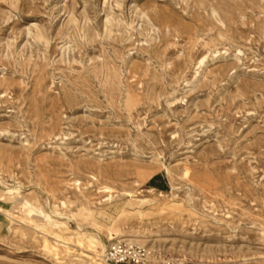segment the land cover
Segmentation results:
<instances>
[{"label": "rangeland", "instance_id": "obj_1", "mask_svg": "<svg viewBox=\"0 0 264 264\" xmlns=\"http://www.w3.org/2000/svg\"><path fill=\"white\" fill-rule=\"evenodd\" d=\"M110 241L264 264V0H0V264Z\"/></svg>", "mask_w": 264, "mask_h": 264}, {"label": "built area", "instance_id": "obj_2", "mask_svg": "<svg viewBox=\"0 0 264 264\" xmlns=\"http://www.w3.org/2000/svg\"><path fill=\"white\" fill-rule=\"evenodd\" d=\"M147 258L143 248L125 241H110L103 254L106 264H144Z\"/></svg>", "mask_w": 264, "mask_h": 264}, {"label": "bare ground", "instance_id": "obj_3", "mask_svg": "<svg viewBox=\"0 0 264 264\" xmlns=\"http://www.w3.org/2000/svg\"><path fill=\"white\" fill-rule=\"evenodd\" d=\"M38 34H39V33L36 34V37L38 36V37L40 38L41 36H40V34H39V35H38ZM38 37H37V38H38ZM58 238H60V237H58ZM115 238H116V237H114V236L112 237L113 240H114ZM61 243H62V242H61ZM65 243L67 244V242H65ZM101 246H102V245H101ZM94 254H95V253H94ZM103 254H104V253H103ZM101 256H102V255H101Z\"/></svg>", "mask_w": 264, "mask_h": 264}]
</instances>
